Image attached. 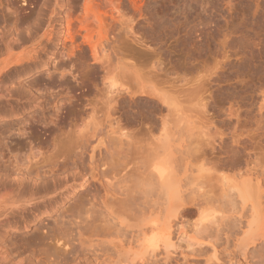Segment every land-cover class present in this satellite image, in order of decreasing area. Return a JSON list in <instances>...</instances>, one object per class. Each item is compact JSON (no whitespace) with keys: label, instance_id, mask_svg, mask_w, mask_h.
<instances>
[{"label":"rangeland","instance_id":"rangeland-1","mask_svg":"<svg viewBox=\"0 0 264 264\" xmlns=\"http://www.w3.org/2000/svg\"><path fill=\"white\" fill-rule=\"evenodd\" d=\"M0 264H264V0H0Z\"/></svg>","mask_w":264,"mask_h":264},{"label":"bare ground","instance_id":"bare-ground-1","mask_svg":"<svg viewBox=\"0 0 264 264\" xmlns=\"http://www.w3.org/2000/svg\"><path fill=\"white\" fill-rule=\"evenodd\" d=\"M118 88V86H117V83L114 81V80H112V79H109L108 81H107V89H108V92L109 93H113L116 89ZM122 92L124 91V92H127L128 90H127V88H124V87H122ZM120 90V91H121ZM127 90V91H126ZM140 90V89H139ZM142 90V89H141ZM119 91V92H120ZM145 92V91H144ZM144 92H133V91H131L130 90V94L132 93L133 95H140V94H142V93H144ZM151 92V91H150ZM131 94V95H132ZM146 94V93H145ZM152 94V93H151ZM163 95V94H162ZM161 95V96H162ZM156 96V95H155ZM158 98V100H159V102L162 104V105H164V106H167V107H169V102L167 101V99L163 96V97H160V96H158L157 97ZM156 173H157V177H156V180H157V183L159 184V185H162L163 186V188H165L164 190L166 191V192H168L169 194H170V196L173 198V199H179V195L177 194V192L174 190V188H173V186H172V182L170 181L171 179H170V172L168 171V168H166V166H163V167H160V168H158L157 169V171H156ZM238 185V184H237ZM243 185V184H242ZM234 186V185H233ZM244 186V185H243ZM230 187V186H229ZM232 187V186H231ZM235 187H237L238 188V186H236L235 185ZM242 187V186H241ZM240 187V188H241ZM237 188H235L234 190H238ZM239 188V189H240ZM230 190H231V188H229ZM244 189V188H243ZM242 189V190H243ZM247 189V188H246ZM233 191V190H232ZM231 191V192H232ZM241 191V190H240ZM244 192V191H243ZM252 212V211H251ZM184 216L185 215H190V212H188V211H184V214H183ZM209 215V214H208ZM217 215V214H216ZM252 215H255L254 213L252 214ZM211 217V216H210ZM209 216H207V215H205V214H202L201 216H200V219H199V222L201 223V226H202V223L203 222H206V223H210V222H213V217H211L210 218ZM256 218V217H255ZM214 219H215V217H214ZM211 220V221H210ZM253 220H254V217H253ZM209 221V222H208ZM251 222H252V220H251ZM199 223V224H200ZM205 224V223H204ZM250 224H254V223H250L249 222V225H247V226H250ZM252 228V227H251ZM250 229V228H249ZM247 230V229H246ZM245 230V231H246ZM251 231V229L250 230H248V231H246V235L249 233ZM245 234V233H244ZM250 234V233H249ZM251 241V240H250ZM252 243V242H251ZM204 244H206L205 242H203V244H202V242H197L196 243V245H197V247H201L202 245H204ZM248 244V243H247ZM160 245H163V247L164 248H168V247H170L171 245H170V243L168 242V239H165L164 241H158L157 239H152V241H151V243L149 244V248H151V250H149L148 251V249H147V254H148V256L150 255V256H153V254H150V253H154L155 252V250L156 249H158L159 247H160ZM174 251V250H173ZM202 253H204V254H208L209 252H208V250H203L200 254H202ZM211 255V254H210ZM210 260V259H209Z\"/></svg>","mask_w":264,"mask_h":264}]
</instances>
